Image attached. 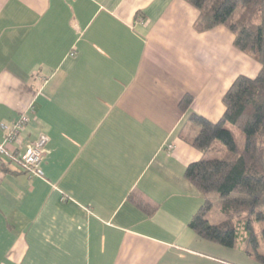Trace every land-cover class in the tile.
Wrapping results in <instances>:
<instances>
[{"label": "crops", "instance_id": "0c3cea01", "mask_svg": "<svg viewBox=\"0 0 264 264\" xmlns=\"http://www.w3.org/2000/svg\"><path fill=\"white\" fill-rule=\"evenodd\" d=\"M199 17L184 0H0V126L29 119L0 144L20 158L47 138L39 176L0 156V264H260L188 227L203 155L187 117L217 123L259 71Z\"/></svg>", "mask_w": 264, "mask_h": 264}, {"label": "trees", "instance_id": "16d2710c", "mask_svg": "<svg viewBox=\"0 0 264 264\" xmlns=\"http://www.w3.org/2000/svg\"><path fill=\"white\" fill-rule=\"evenodd\" d=\"M184 1L199 11L201 31L226 27L234 36L233 46L259 65L253 78L241 75L233 81L222 98L225 111L217 123L195 113L187 117L198 127L191 145L203 155L184 171L203 198L188 227L202 240L243 247L247 256L264 264L259 243L264 245V0ZM190 103L191 97L185 96L180 110L186 111ZM214 152L219 158H208ZM130 200L147 207L135 195ZM216 204L220 222L214 224L210 221Z\"/></svg>", "mask_w": 264, "mask_h": 264}, {"label": "built area", "instance_id": "2783aa9c", "mask_svg": "<svg viewBox=\"0 0 264 264\" xmlns=\"http://www.w3.org/2000/svg\"><path fill=\"white\" fill-rule=\"evenodd\" d=\"M76 55V52H73ZM32 113V110H29ZM29 119L23 115L11 127L0 126L1 131L6 133L5 141L12 144L16 141L19 132L28 123ZM47 143L46 136H40L35 142L28 144L24 154L20 158L13 156V153L7 152L3 145L0 144V156L10 159L19 165V168L29 176H39V165L45 154ZM171 148V146H169Z\"/></svg>", "mask_w": 264, "mask_h": 264}, {"label": "rangeland", "instance_id": "374dc122", "mask_svg": "<svg viewBox=\"0 0 264 264\" xmlns=\"http://www.w3.org/2000/svg\"><path fill=\"white\" fill-rule=\"evenodd\" d=\"M208 158H219V153H217V152H214V153H210V154H208ZM217 207H218V205L216 204V206H214V208L212 209V221L213 222H215V220H219V217H218V215H217ZM214 219V220H213ZM262 226V225H261ZM260 227L258 228V230L260 231ZM258 231V232H259ZM259 243H260V245H261V247H260V253H264V245H263V242H261L260 240H259Z\"/></svg>", "mask_w": 264, "mask_h": 264}]
</instances>
